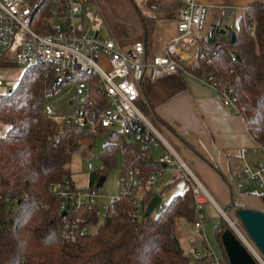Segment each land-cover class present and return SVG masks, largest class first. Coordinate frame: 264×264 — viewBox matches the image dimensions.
<instances>
[{"label": "trees", "instance_id": "1", "mask_svg": "<svg viewBox=\"0 0 264 264\" xmlns=\"http://www.w3.org/2000/svg\"><path fill=\"white\" fill-rule=\"evenodd\" d=\"M98 2L113 35L123 43L142 41L146 58L151 60L163 20L159 10L164 4L157 8L149 3L147 8L158 11L154 14L144 12L135 0ZM172 5L177 10L182 3ZM38 17L42 23L50 13L44 10ZM34 27L41 31L39 23ZM222 30L213 24L197 37V60L186 69L199 77L212 76L219 86L230 88L247 128L264 144V3L252 2L239 17L237 28L229 27L225 33ZM205 46L206 57L202 58L200 51ZM15 64L13 59H0V66ZM82 78L94 90L84 106L96 113L105 109L108 104L97 78ZM66 85L57 82L52 65H30L25 67L16 86L0 98V264H210L207 257L194 259L187 254L181 241L180 221L192 223L198 214L190 185L174 195L163 210L155 209L156 215L145 214L155 195L153 190L146 193L142 209L135 205V192L122 197L115 203L111 217L90 215L91 224L98 227L96 231L74 243H62L60 228L65 216L50 187L72 179L70 164L75 154L83 152V141L90 148L96 142V134L76 123L72 114L61 125L46 114L47 101L58 96ZM139 106L150 117L141 99ZM118 155L121 172L134 170L142 185L151 174L164 170L148 146L131 142L122 130H114L101 153L102 166L90 170L89 187L97 185L101 176L106 180L116 167ZM7 198H17V205L12 206ZM228 206L240 207L234 201ZM226 229L228 225L223 219L216 232L223 264H230L220 239ZM192 244L203 248L199 252L209 248L203 235L194 238Z\"/></svg>", "mask_w": 264, "mask_h": 264}, {"label": "built area", "instance_id": "2", "mask_svg": "<svg viewBox=\"0 0 264 264\" xmlns=\"http://www.w3.org/2000/svg\"><path fill=\"white\" fill-rule=\"evenodd\" d=\"M181 2L175 15L178 32L166 42L165 54H155L148 60L142 41L122 44L113 35L102 10L93 0H0V59H13L25 67L47 63L56 69L58 83L74 81L77 102L71 113L72 118L94 134L122 130L131 142L148 146L150 142L160 141L168 146L154 122L139 106L142 96L140 83L147 67H151L154 75L160 77L177 73L196 62L198 50H191V43L197 42V36L205 34L210 8L198 0ZM44 10H48L50 17L41 23L38 14ZM218 14L219 20H228L236 14V8L221 5ZM36 23H39L41 31L34 27ZM207 48L205 46L200 51L202 58L206 57ZM207 59L210 61L211 57ZM85 75L97 78L106 97L108 106L98 113L84 106L94 92L90 83L82 78ZM201 78L216 88L228 109L238 113L230 88L219 86L212 76ZM3 84L0 79V86ZM45 112L60 125L68 118L67 115L58 114L51 104L45 106ZM259 149L264 152V144H260ZM247 153V148H241L242 163L228 180L229 185L232 191H240L246 183L256 184L262 201L260 210L264 211V161L250 163ZM156 161L164 169L181 174L189 182L198 210L194 227L202 229L205 219L203 204L209 201L216 204L204 182L170 147ZM93 167L92 163L88 164L89 170ZM159 175L160 172L151 174L146 184L142 185L137 173L128 170L121 174L120 193L117 196L107 195L98 184L94 187L79 186L70 178L53 183L50 191L58 196L60 211L65 216L60 228L62 243H74L94 232L96 226L91 224L90 215L95 214L102 219L111 217L115 212V203L122 197L136 193L135 205L142 209L146 193L153 190ZM7 201L16 206L18 199L7 198ZM165 206L162 199L155 209L161 211ZM217 208L228 229L258 264H264V254L254 245V240L236 215V208L218 205ZM189 254L194 259L207 257L210 264L224 263L223 255L219 256L212 248L199 252L192 246ZM190 264H194V261Z\"/></svg>", "mask_w": 264, "mask_h": 264}, {"label": "crops", "instance_id": "3", "mask_svg": "<svg viewBox=\"0 0 264 264\" xmlns=\"http://www.w3.org/2000/svg\"><path fill=\"white\" fill-rule=\"evenodd\" d=\"M174 1L182 3L181 0ZM198 1L210 8L211 18L208 20L206 31L210 29L211 25L220 21L218 7L221 5L236 8L234 16L237 22L252 2L264 3V0ZM159 28L158 48L155 46V54H165L166 42L178 32L176 17L168 21L163 19ZM159 48H161V52ZM198 48V42L191 43V50L195 52ZM140 91L141 101L146 103L150 111L151 118H149L156 120L152 121L165 138L168 146L176 151L187 162L191 170L201 178L212 194L215 203L220 207L230 209L228 205L233 201V191L228 180L240 168L242 163L241 148H247V159L250 163L264 161V152L259 149L260 143L247 128L243 116L225 106L212 84L203 81L201 77L186 68L177 73L156 77L153 69L147 67L140 83ZM152 143L163 147L164 150L159 157L169 150V147L160 141L150 142L149 149ZM166 169L168 168L164 170ZM72 179L75 182L74 177ZM169 182L168 184L171 185L174 180ZM187 184L189 187L188 181ZM227 186L231 192V199L226 205H222L217 200L214 191L222 193ZM257 197L259 196L257 195ZM162 199L164 200V198ZM259 199V206L250 200H247L244 205L236 204L240 207L260 209L262 201L260 197ZM207 203H204L203 206ZM216 204L214 205L217 208Z\"/></svg>", "mask_w": 264, "mask_h": 264}, {"label": "rangeland", "instance_id": "4", "mask_svg": "<svg viewBox=\"0 0 264 264\" xmlns=\"http://www.w3.org/2000/svg\"><path fill=\"white\" fill-rule=\"evenodd\" d=\"M137 4L144 10V12H154V14H158V11L155 9L147 8L149 3L154 4L155 7H160L159 4H164L165 7L161 8L160 15L164 20H170L174 18L176 15V8L174 7V0H135ZM94 2L100 7L102 10L100 3L98 0H94ZM162 2V3H160ZM176 3V2H175ZM211 18V13H208V20ZM235 16L231 17L228 20H220L217 24L225 30H228L229 27H236L237 22L235 21ZM213 26V25H211ZM105 33V32H103ZM120 41V40H119ZM121 42V41H120ZM136 41L123 43L122 44H132ZM158 44L156 43V46ZM158 48V46H157ZM161 52V48H159ZM25 71V66L15 64V65H2L0 66V79L3 81V85L0 86V98L3 94L7 93L9 90L14 88L16 84L20 81L23 73ZM73 100V101H72ZM75 102H77L74 81H70L66 87L62 90V92L53 98H50L46 105H52L58 114L60 115H68L71 114L75 108ZM110 131H101L96 134V142L94 147H88V142L83 141L82 143V151L81 153L75 154L72 162L70 164V169L72 172V177L77 185L83 186L88 184V178L90 176V170L88 169V164L92 163L95 168H100L102 166L101 153L104 149L105 144L109 140ZM163 147L158 145L157 143H152L150 145V151L155 160L159 158V155L163 151ZM121 162L119 155L117 156L116 167L111 170L107 178L103 184L104 192L109 196H117L120 193V179H121ZM174 180V183L169 185V181ZM188 187L187 181L177 172H173V170L166 169L164 170L158 177L156 184L154 185L155 194H160L162 198H164V203L168 202L174 195L180 194L186 190ZM214 194L217 200L222 205H226L228 201L231 199V192L229 187H225L222 193H217L214 191ZM258 195V186L254 183L244 184L240 191H233L232 199L237 204L244 205L247 200L252 201L256 206L260 205V199L257 197ZM247 196V197H245ZM166 200V201H165ZM229 211V210H228ZM203 213L205 215L204 224L201 232L194 227V222L189 223L185 220L180 221L179 225V233L181 237V241L183 247L187 254L189 253V248L194 246L197 250H203V248L199 245H193L192 240L197 236L203 235L206 238V245L209 248L215 249L219 256L222 255V248L220 245V241L217 236V225L224 219L220 211L216 208V206L209 201L207 204L203 206ZM154 215L157 214L155 210L153 212ZM98 227L93 228L94 231L97 230ZM254 245L258 248V246ZM260 250V249H259ZM261 251V250H260ZM262 253V252H261Z\"/></svg>", "mask_w": 264, "mask_h": 264}, {"label": "water", "instance_id": "5", "mask_svg": "<svg viewBox=\"0 0 264 264\" xmlns=\"http://www.w3.org/2000/svg\"><path fill=\"white\" fill-rule=\"evenodd\" d=\"M222 31L224 33L226 32L225 29ZM236 40L237 32L234 30L232 32V41L235 42ZM104 181L105 176H101L97 184L99 186H103ZM161 201V195L155 194L149 202L145 214H152ZM232 207L235 208L234 206ZM236 215L240 218L243 225L247 229L248 234L264 254V211L242 206L237 207ZM220 239L230 264H258L250 252L230 229L224 230Z\"/></svg>", "mask_w": 264, "mask_h": 264}]
</instances>
